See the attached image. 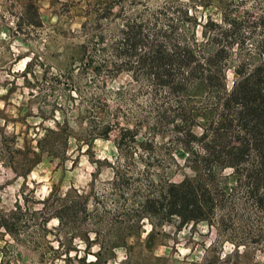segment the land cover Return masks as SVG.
I'll return each instance as SVG.
<instances>
[{"label":"rangeland","instance_id":"374dc122","mask_svg":"<svg viewBox=\"0 0 264 264\" xmlns=\"http://www.w3.org/2000/svg\"><path fill=\"white\" fill-rule=\"evenodd\" d=\"M28 1L0 0V264H264V169L255 185L252 151L232 169L204 147L264 75V0H30L39 25ZM48 129L53 155L15 175L11 149ZM185 177L203 219L146 217Z\"/></svg>","mask_w":264,"mask_h":264},{"label":"trees","instance_id":"16d2710c","mask_svg":"<svg viewBox=\"0 0 264 264\" xmlns=\"http://www.w3.org/2000/svg\"><path fill=\"white\" fill-rule=\"evenodd\" d=\"M20 7L21 12L18 20L31 25L41 24L39 7L36 3L29 0L28 2L21 3ZM209 81H211L210 78ZM234 101H238L241 108L236 112L233 119H221L219 126L214 131L211 143L204 146L206 157L215 159L219 163H221L220 159L223 157L226 162L222 165L236 169L237 163L240 162L239 160L247 152L252 151L257 165L256 170L251 171L249 176L253 179L255 185H257L260 180L258 173H256L257 169H264V75L257 73L251 77L240 78L232 86L231 90L226 93V98L224 99L225 108H228ZM233 121H236L239 128L246 132L245 136H238V134L232 136L236 141L234 145L229 144L230 138H227L231 137L228 136V133H230ZM58 134L57 130L48 129L44 138L37 139L35 146L24 141L22 147L11 149V152L7 156L9 168L15 175L28 176L33 167L42 161L44 155L47 157L53 155L52 147L56 145V140L59 139ZM50 135L52 136L49 137ZM12 137L14 138V136ZM66 143L67 139L65 140ZM191 182V179L185 177L179 183H169L159 203L147 200L145 208L151 212L146 211L148 213L146 217H151V214L154 212L153 210L159 206L164 207L165 214H175L181 221L196 222L203 219L205 216L204 207L209 209V200L202 192L201 201L204 204H200V199L196 198L194 194L196 187H199L200 184L196 183V186L192 187L190 185ZM204 192L206 193V190ZM85 200L86 198L78 203H73V206L76 207L78 205L84 209ZM67 210L68 208L65 207L54 208L52 210V214L55 215L61 226L64 224L65 216L68 217L66 214ZM152 236L151 229L146 237L148 247L152 244ZM84 239L85 245L91 246L88 238ZM122 245L123 243L120 244V246Z\"/></svg>","mask_w":264,"mask_h":264}]
</instances>
